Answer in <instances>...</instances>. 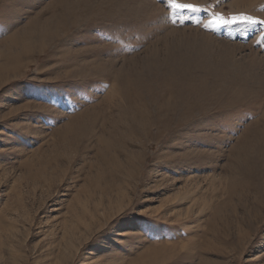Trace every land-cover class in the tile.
Instances as JSON below:
<instances>
[{
	"label": "rangeland",
	"instance_id": "rangeland-1",
	"mask_svg": "<svg viewBox=\"0 0 264 264\" xmlns=\"http://www.w3.org/2000/svg\"><path fill=\"white\" fill-rule=\"evenodd\" d=\"M79 1L0 0V264H264V174L244 185L229 169L264 124V0H178L201 11L175 15L166 0H91L63 40L15 61L12 29ZM180 65L199 90L189 115L160 110L140 138L121 127L117 165L101 159L92 130L115 120L119 80L144 68L159 107Z\"/></svg>",
	"mask_w": 264,
	"mask_h": 264
},
{
	"label": "bare ground",
	"instance_id": "bare-ground-1",
	"mask_svg": "<svg viewBox=\"0 0 264 264\" xmlns=\"http://www.w3.org/2000/svg\"><path fill=\"white\" fill-rule=\"evenodd\" d=\"M91 0H80L79 2H77L76 4H72V5H66L65 3H60V6H61V14H56L55 16H53V19H50V21H45L44 23L41 24L40 27H36L34 26L35 21L32 20L29 22V24L27 23V27L25 28H22V29H12V33L11 35L9 36V40L7 41L6 43V49L7 50H11L10 53H12V48L14 49L15 48V53H14V56L13 58L15 59V61H23L24 58L28 57L29 55L31 54H35V53H40V52H43L45 51L48 47H51L52 44H54L55 42H60L61 40H63L62 38V35L61 33L75 27L76 25H78L80 23L79 21V13L78 11H82L84 9H89L87 8L86 6L90 4ZM95 1V0H93ZM100 1V0H99ZM107 1V0H106ZM109 2L111 0H108ZM60 2V1H59ZM89 2V3H88ZM103 2V1H102ZM101 4V3H100ZM110 4V3H109ZM98 5V4H97ZM104 5H106L104 3ZM103 5V6H104ZM59 6V5H58ZM90 6V5H89ZM55 7V5H54ZM108 6H106L105 8H107ZM57 8V7H56ZM54 9V10H57V9ZM91 6H90V10H91ZM100 9V6H97L95 7L94 11L96 10V12H100V13H96L94 15L98 16L99 14L102 15V11ZM108 9V8H107ZM106 9V10H107ZM52 10V11H54ZM59 10V9H58ZM57 10V11H58ZM99 10V11H98ZM105 10V9H104ZM103 10V11H104ZM42 13V12H41ZM52 13V12H51ZM39 14H37L38 16ZM84 15V14H83ZM100 15V16H101ZM99 16V18H100ZM104 16V15H103ZM52 17V16H51ZM102 18V17H101ZM34 19V18H33ZM38 21V20H36ZM41 21V20H40ZM43 21V20H42ZM39 24V23H38ZM40 25V24H39ZM38 26V25H37ZM56 45V44H55ZM53 46V45H52ZM164 51V50H163ZM164 53V52H163ZM5 54V53H4ZM6 55V54H5ZM129 62V61H128ZM18 63V62H17ZM131 63V62H130ZM134 63V62H132ZM9 64V63H8ZM11 64V63H10ZM9 64V65H10ZM14 64V63H12ZM19 64V63H18ZM17 64V65H18ZM128 64V63H127ZM4 66V65H3ZM131 66V65H129ZM128 66V67H129ZM134 66V65H133ZM132 66V67H133ZM177 66V65H176ZM135 67H137L135 65ZM134 67V68H135ZM6 69V68H5ZM125 68L123 67V72L126 71L124 70ZM130 69V68H129ZM127 69V70H129ZM101 70V69H100ZM105 70V69H104ZM131 70V69H130ZM129 70V71H130ZM144 68L141 69L140 73L138 74H135L134 77H136L135 79H131L133 78L132 76L131 77H128V74L126 73V75L124 76L123 79L119 80V77H118V80L121 81L120 82V85L118 86L119 88H121V92L122 94L120 95L121 96V103L122 105H118L120 103L119 100H116V101H119L118 104H115L117 105V107H113L115 108L114 111H117V115H113L115 118V120H111L108 119V117L106 118L105 115L103 116V114L101 115H98L96 116V122H95V127L94 129L92 130V135L95 133V128L96 126L98 125V123H101V132L99 131L98 135H96V146H98L99 144V147L97 150H99L98 152V156L102 157L101 159H104V157H107L109 156L107 159L109 161H106V162H110V164H112V166H116L117 165V160H115V156H114V152L112 153L113 149L115 150L116 146L119 145V141L121 140H118V138H120V132L118 131V129H120L122 127V129L124 128V131H127V133H130L129 136L131 135H137V137L140 136H144L145 134V131L148 130V127L151 126V127H155L157 125H161V118L160 116L158 115V112L160 110H162V112L166 111V109L168 110L167 113L171 114V109L175 108L177 105H180L181 108L183 107V105H185V110L183 112L182 115H184V117L188 116L189 115V111L190 110H193L191 107H190V104L186 103V98L191 96L192 94H197L199 93V90H197L196 88H194L192 85H190V83L187 81V74H188V69L185 68L184 66H181L178 67L174 73H175V76L174 77V82L172 83L171 85V90H170V100L172 99V101L170 102L169 100L166 99V103L162 105H159L158 107V104L155 102V97L158 96L156 91L152 88V87H149L151 84L150 83H146L144 84L143 81H141V77L145 78L143 75H144ZM1 71V70H0ZM132 71H134V69H132ZM135 73V72H134ZM109 74V73H108ZM120 75V74H119ZM122 75V74H121ZM159 76V75H158ZM123 77V76H121ZM186 79V82L185 80ZM117 81V80H116ZM145 81V80H144ZM155 82V81H154ZM156 83V82H155ZM128 87L130 88H134L133 91L129 94L126 92V90L128 89ZM117 96V95H116ZM115 97V96H114ZM168 97V98H169ZM195 97V96H194ZM118 98V97H117ZM165 98V97H164ZM167 98V97H166ZM191 99V98H190ZM165 100V99H164ZM193 100V99H192ZM157 102L158 99L156 100ZM112 102V101H110ZM108 102V103H110ZM120 103V104H121ZM111 105V104H109ZM195 105V104H194ZM112 107H110V109H113ZM152 108L153 110V113L154 114H150V109ZM178 108V107H177ZM179 109V108H178ZM164 110V111H163ZM176 110V109H175ZM182 110V109H181ZM150 111V112H149ZM174 111V110H173ZM180 111V110H179ZM103 113V112H102ZM111 113V112H110ZM165 113V112H164ZM109 114V113H108ZM160 114V113H159ZM166 114V113H165ZM164 114V115H165ZM111 115V114H110ZM161 115V114H160ZM168 115V114H167ZM173 115V114H172ZM180 115V114H179ZM174 116V115H173ZM164 117V116H162ZM169 117V116H168ZM171 117V116H170ZM169 117V118H170ZM176 117V116H175ZM181 117V116H180ZM172 118V117H171ZM188 118V117H187ZM186 118V119H187ZM164 119V118H163ZM162 119V120H163ZM167 119V118H166ZM174 119V118H172ZM180 119V118H179ZM200 121V120H199ZM264 122V118L262 120ZM167 123H169L167 121ZM82 124H84V122H82ZM79 125V124H78ZM85 125V124H84ZM263 127H261L262 129L258 130V132L256 131V135H254V140H253V146L250 142V147L251 149L248 150V145L245 143V144H241L242 146L244 145H247L246 148H248L247 152H245L244 154L241 153V155H238L237 153V150H241L240 148V145H236L234 150L235 152L232 153L230 159L232 161L235 162V164L232 166V168L230 167L231 165L229 164V169H233L234 170V173L235 171L236 172H240V174L242 176H244L245 178H248L243 184L244 185H248L250 184L249 182L251 183H254L255 179H260L261 176H263L264 174V124H262ZM74 126V125H73ZM76 128L78 127L77 125L75 126ZM80 127V125H79ZM158 127V126H157ZM169 127V126H168ZM74 128V127H73ZM83 128V127H82ZM81 128V129H82ZM86 128V127H84ZM83 128V129H84ZM167 128V127H166ZM80 129V128H79ZM111 129V130H110ZM160 129V128H158ZM163 130V128H161ZM76 130V129H75ZM86 130V129H85ZM250 130H254V129H250ZM119 132V133H118ZM87 133V132H86ZM85 134V133H84ZM86 135V134H85ZM89 135V134H88ZM92 135H90L92 137ZM84 136V135H83ZM86 137V136H85ZM88 137V136H87ZM86 138H83V139H87ZM123 137V136H122ZM135 137V136H134ZM248 138L250 136H247ZM82 139V141H83ZM89 139V137H88ZM136 139V138H134ZM138 139V138H137ZM136 139V140H137ZM246 139V138H245ZM244 139V140H245ZM251 140V139H250ZM251 140V141H252ZM135 141V140H133ZM79 142V140H78ZM123 142V141H122ZM139 142V141H138ZM241 142V141H240ZM117 143V144H116ZM125 143V142H123ZM127 143V142H126ZM132 143V142H131ZM247 143H248V140H247ZM121 144V143H120ZM128 144V143H127ZM134 144V143H133ZM64 146V145H63ZM95 146V145H94ZM120 147V146H119ZM240 147V148H238ZM94 148V147H92ZM118 148V147H117ZM122 148V147H121ZM121 148H119L118 150L120 152L121 151ZM126 148V147H124ZM243 148V147H242ZM245 148V147H244ZM71 149V148H70ZM123 149V148H122ZM96 150V149H95ZM96 150V151H97ZM124 150V149H123ZM246 150V149H245ZM244 150V151H245ZM242 151V152H244ZM119 152V153H120ZM125 152H126V149H125ZM118 153V152H117ZM123 153V152H122ZM121 153V154H122ZM131 154V153H130ZM129 154V155H130ZM240 154V153H239ZM56 155V154H55ZM54 155V156H55ZM133 155V154H132ZM53 156V157H54ZM58 157V156H57ZM133 157V156H132ZM117 158V157H116ZM128 158V157H126ZM55 159V158H54ZM95 159V158H94ZM100 159V158H99ZM130 159V158H129ZM58 160V159H56ZM132 160V158H131ZM134 161V160H133ZM97 162V161H96ZM229 162V161H228ZM231 162V161H230ZM133 163V162H132ZM98 164H100L98 162ZM96 164V165H98ZM103 164V163H102ZM232 164V162H231ZM95 165V166H96ZM104 165V164H103ZM108 165V164H107ZM99 166V165H98ZM97 167V166H96ZM101 167V166H99ZM98 167V169H99ZM128 167V166H127ZM234 167V168H233ZM235 167L237 169H235ZM103 168V167H102ZM126 168V167H125ZM104 169V168H103ZM108 169H111L108 165ZM120 169V168H119ZM131 169V168H130ZM134 170V168H132ZM136 169V168H135ZM96 170V169H95ZM117 169H114V171H116ZM125 170V169H124ZM97 171V170H96ZM103 171V170H102ZM113 171V170H111ZM118 171V170H117ZM116 171L115 174H117L118 172ZM136 171V170H135ZM134 171V172H135ZM125 172V171H123ZM107 173V172H106ZM233 173V174H234ZM109 174V173H108ZM113 174V173H112ZM111 174L112 178H113V175ZM231 174V175H233ZM236 174V173H235ZM238 174V173H237ZM239 174V175H240ZM95 175V174H94ZM97 175V174H96ZM110 175V174H109ZM121 175H124L121 174ZM101 176H103V174H101ZM105 176V175H104ZM128 176V175H127ZM134 176V175H133ZM236 176V175H235ZM95 177V176H94ZM109 177V176H108ZM107 177V178H108ZM116 177V176H115ZM122 177V176H121ZM120 177V179H121ZM124 177V176H123ZM125 177H126V174H125ZM103 178V177H102ZM101 180H105L102 179ZM106 178V179H107ZM112 178H109L110 181H113L111 180ZM238 178H240V176H238ZM108 179V180H109ZM115 179V178H113ZM119 179V177H118ZM123 179V178H122ZM98 180V179H97ZM106 181V180H105ZM104 181V182H105ZM118 181V180H116ZM120 181V180H119ZM118 181V182H119ZM126 181V180H125ZM259 181V180H258ZM261 183L257 184L256 186L254 185L255 189H256V193H257V198L255 199V204H258L260 205L261 202H260V198H261V195L264 194V178L263 179H260ZM92 182V181H91ZM108 181H106L107 183ZM115 181H113L114 183ZM231 182V181H230ZM229 182V183H230ZM247 182V183H246ZM102 184H104L102 181H101ZM109 183V182H108ZM112 183V182H110ZM116 183V182H115ZM235 183V182H233ZM94 184V183H93ZM100 184V183H99ZM100 184V185H102ZM119 184V183H118ZM232 184V183H231ZM111 185V184H109ZM121 186V184H119ZM242 185V184H241ZM92 186V184H91ZM103 186V185H102ZM115 186V184H114ZM122 186H124L122 184ZM121 186V187H122ZM230 186V185H229ZM237 186V185H236ZM120 187V188H121ZM95 188V187H94ZM112 188H115V187H111L110 190ZM123 188V187H122ZM238 188V187H237ZM97 189V188H96ZM95 189V191H97ZM104 189H107V187H105ZM103 189V190H104ZM231 189H233L231 187ZM235 189V188H234ZM233 189V190H234ZM108 190H109V187H108ZM106 190V191H108ZM114 190V189H113ZM124 190V189H123ZM115 191V190H114ZM117 191V190H116ZM236 191V190H235ZM109 192V191H108ZM113 192V191H112ZM124 193V192H122ZM234 193V192H233ZM106 194V193H104ZM108 194V193H107ZM106 194V195H107ZM114 194V193H113ZM112 194V195H113ZM229 194V193H228ZM231 194V193H230ZM110 195V194H109ZM108 196V195H107ZM120 196V195H119ZM114 197V196H112ZM111 197V198H112ZM121 197V196H120ZM230 197V196H229ZM107 198V197H105ZM110 198V199H111ZM116 198H118L116 196ZM263 199V198H262ZM241 203V201H240ZM255 206V205H254ZM257 207V206H255ZM215 210V209H214ZM258 214V213H257ZM216 217H219L220 216V213L217 215V214H214ZM212 217H213V214H212ZM225 221V220H224ZM235 223V222H233ZM230 226V225H229Z\"/></svg>",
	"mask_w": 264,
	"mask_h": 264
},
{
	"label": "snow or ice",
	"instance_id": "snow-or-ice-1",
	"mask_svg": "<svg viewBox=\"0 0 264 264\" xmlns=\"http://www.w3.org/2000/svg\"><path fill=\"white\" fill-rule=\"evenodd\" d=\"M167 2V8L168 10L175 15L176 13H183L185 11L188 12H198L201 11L200 8H198L197 6L193 5V4H186V3H179L178 0H166ZM236 22V18L234 17L233 20L231 21V23H235ZM248 23H257V21L248 19L247 20ZM228 23V22H226Z\"/></svg>",
	"mask_w": 264,
	"mask_h": 264
}]
</instances>
